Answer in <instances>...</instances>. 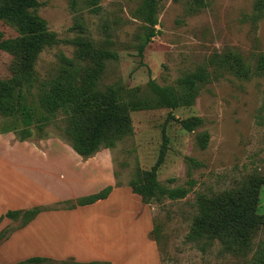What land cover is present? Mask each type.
<instances>
[{
  "label": "rangeland",
  "instance_id": "obj_1",
  "mask_svg": "<svg viewBox=\"0 0 264 264\" xmlns=\"http://www.w3.org/2000/svg\"><path fill=\"white\" fill-rule=\"evenodd\" d=\"M37 1L41 4L37 15L57 40L55 45L39 53L34 65L36 81L34 87L26 92V103L35 108L37 115L43 113L39 103L42 84L56 78H69L78 87L88 81L89 88L94 91L114 89L119 101L138 105L152 99L150 81L174 92H182L180 80L202 67L207 69L209 79L196 85V93L191 92L194 93L191 104L174 109H130V134L118 139L113 148L100 149L91 157L83 158L88 162L85 170L97 174L91 180V189L92 185L96 187V182H100L98 185L111 183V188H127L129 191L128 184L135 172L148 171L156 162L164 132L168 142L156 179L166 188L190 190L182 199L163 198L145 204L152 229H155L154 236L149 231L145 239L151 243L155 242L153 238L156 239L154 244H157L159 263L244 264L242 258L222 252L217 242L202 252L187 243L185 236L194 219L198 197L218 196L264 178V124H261L264 76L252 75L249 79H241L227 70L214 71L217 68L207 65L213 54L229 50L238 53L250 66L255 64L258 54H264V9L257 8L260 0H161L156 3L154 26L144 21L143 0H97L95 6H90V0ZM151 28L155 35L140 56L139 46ZM0 35L2 39H9L16 37L17 33L11 26L0 23ZM78 40L82 42L80 46ZM62 58L72 61L73 65L67 68ZM14 66V57L0 50V79L11 78ZM192 117L200 118L202 124L191 132L185 131L180 121ZM66 125L65 113L59 112L54 122L42 131L33 126L32 135L25 142L39 148L49 143L69 148L63 132ZM21 126L18 121L0 116L1 152L17 150L19 143L15 133H2L3 129ZM202 132L208 135L204 148L197 138ZM0 167L8 166L0 161ZM8 171L10 173H0V215L13 210L6 208L8 205L23 200L19 174ZM63 172L67 178L69 169L64 168ZM63 182L57 181L62 187L59 186L57 195H53L59 198L56 202L46 206L47 203H41L40 200L50 198L45 192L39 194V198L34 197L39 204L36 207L41 204L44 208L41 212L67 209L74 203L76 198L70 196L78 194L77 190L80 196L85 194L80 188L69 189ZM104 186L97 187L94 193ZM123 196L122 205L119 202L118 208L116 203L108 202L96 208L94 213L108 214V206L113 211L120 210L122 214L117 225H125L126 231L122 234L132 236L133 232L127 233V230L136 225L137 215ZM111 199L117 201L116 197ZM28 200L25 199V204ZM130 201L133 204L137 202L135 199ZM256 210L258 214L264 212V184L258 190ZM20 225V218L3 222L2 236ZM133 237L138 238L139 232L133 233ZM259 241L264 243V229L254 240L255 244ZM99 243L112 250L116 246L117 251L121 246V251L116 254L109 255L107 251L105 256L112 260H101L100 264H112L111 261L125 264V260L132 258L138 263L154 264L150 256H143L142 245L135 240L131 243L136 244V254L128 252L130 241L121 239L120 242L113 235L104 236ZM26 253V249H21L12 256L25 257ZM89 255L95 257L98 254Z\"/></svg>",
  "mask_w": 264,
  "mask_h": 264
},
{
  "label": "trees",
  "instance_id": "obj_2",
  "mask_svg": "<svg viewBox=\"0 0 264 264\" xmlns=\"http://www.w3.org/2000/svg\"><path fill=\"white\" fill-rule=\"evenodd\" d=\"M96 1L90 0V6H95ZM158 1L161 0H143L144 21L150 26L155 24L153 17ZM40 6L37 0H0V23L11 26L17 33L16 37L9 39H2L0 35V50L9 53L15 60L12 77L7 80L0 79V116L14 122L18 121L22 125L20 128L6 127L2 133H15L19 142L30 138L33 126L42 131L45 126L54 122L57 113L63 112L67 117V125L63 132L69 146L80 157L89 158L100 149L113 148L118 139L130 134V109L155 107L174 109L189 105L194 99L196 85L203 84L209 79L210 73L202 67L180 80V87L183 86L182 92H174L171 88L160 87L150 81L152 99H146L135 105L119 101V95L114 89L94 91L89 88L88 81L78 87L69 78L60 77L42 84L39 103L43 113L37 115L35 108L26 103V92L34 87L36 81L34 65L39 53L44 48L57 43L55 35L47 30L45 21L37 15L36 11ZM257 8L264 9V0L259 1ZM154 35L151 28L139 46L140 56ZM77 44L80 46L82 42L78 40ZM86 44L83 43L82 47L85 48ZM62 59L67 68L73 65L72 61ZM207 65L217 68L214 71L227 70L241 79H249L252 75L264 76L262 53L256 56L253 66L244 61L238 53L230 50L222 54H213ZM201 124L202 120L198 117L180 121L181 127L188 132L195 130ZM261 124H264V115H261ZM197 138L204 148L208 141L207 133L202 132ZM167 142L163 132L159 156L154 165L148 171H136L134 178L128 184L131 192L137 195L143 204L160 201L163 198L182 199L190 190L184 187L166 188L156 179V172L162 164ZM263 184L264 178L255 179L235 191H226L214 197H198L195 203L196 213L185 241L195 245L202 252L217 242L222 252L242 258L245 260L244 264H264V243L254 242L258 232L264 229V212L258 214L256 210L258 190ZM111 189L110 186H106L98 192L78 197L67 209L91 205L106 199ZM43 210L42 206L22 211L8 210L0 216V222L4 218L11 221L20 218L21 225L16 228L19 229ZM1 232L0 242L11 233L2 236ZM154 233L155 229H152L150 235L154 236ZM153 240L156 243V239ZM68 262L100 264L96 261L86 263L73 260L54 261L44 257H31L14 264H67Z\"/></svg>",
  "mask_w": 264,
  "mask_h": 264
},
{
  "label": "crops",
  "instance_id": "obj_3",
  "mask_svg": "<svg viewBox=\"0 0 264 264\" xmlns=\"http://www.w3.org/2000/svg\"><path fill=\"white\" fill-rule=\"evenodd\" d=\"M41 147L22 141L18 143L17 150L6 149L0 151V161L8 166L0 167V173H5V171L10 173L8 171L10 169L19 174L17 176L21 186L20 196L23 199L20 203L8 205L6 208L22 211V209H19L20 207L39 206L37 199L34 200V197L39 198V194L43 192L47 193L50 198H46L45 201L40 200L41 203H47L46 206L56 202L59 198L54 196L57 195V188L61 186L57 184V181H64L63 185H68L69 189L80 188L81 191L85 192L84 195L92 194L97 187L104 186L103 184L98 185L100 182H96L97 186L92 185V189L90 188L91 180L97 174H90L85 170L88 162L76 154L71 147L63 148L62 145L52 143L42 144ZM9 166L12 168H9ZM64 168L69 169L67 178H65L67 175L63 174ZM110 184L106 183L105 186H111ZM123 189L118 190L112 186L106 199L99 200L91 205L76 206L73 209H47V211L38 213L25 226L15 229L4 242H0L2 243L0 244V264H14L31 257H44L54 261L73 259V261L79 263L112 260L111 257L105 256V253L107 251L110 253L109 255L115 252L118 253L121 251V246L120 251H117L116 246H114V250L104 248L99 241L107 235L118 237L120 242L121 239L130 241L127 244L130 245L128 252L133 254H136V244L131 242L135 240L137 244L142 245L141 252L143 256H150L154 264H160L155 242L151 243L145 239L147 233L152 230L148 208L141 203L140 198L133 194L131 190ZM78 191H76L78 194L70 197H81ZM121 195H125L123 198L126 199L129 205L134 207L133 210L137 215L135 217L136 225L132 230H127V233L133 232L136 235L139 232L138 238L133 237V233L132 236L122 234L126 231V226L122 225L120 227V224L117 225L120 214H122L120 210L113 211L112 207L108 206L106 208L108 214L94 213L96 208L108 202L116 203V208H118L122 205ZM112 197H116L117 201L111 199ZM26 198L30 199L27 204H25ZM131 199L137 200L136 204H133L130 201ZM3 222H11V220L4 218L0 222V231ZM127 245H124V247ZM21 249L27 250L25 257L22 255L12 256ZM89 254L98 255L94 257ZM135 260V258L134 260L132 258L124 262H126L125 264H142L135 262ZM111 262L112 264L116 263Z\"/></svg>",
  "mask_w": 264,
  "mask_h": 264
}]
</instances>
